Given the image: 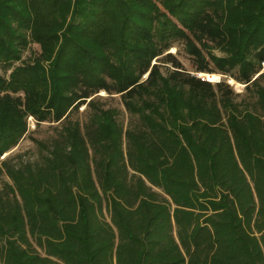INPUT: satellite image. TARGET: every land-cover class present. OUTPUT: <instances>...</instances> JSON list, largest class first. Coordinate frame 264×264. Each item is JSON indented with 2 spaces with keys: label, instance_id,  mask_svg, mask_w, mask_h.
Returning <instances> with one entry per match:
<instances>
[{
  "label": "trees",
  "instance_id": "1",
  "mask_svg": "<svg viewBox=\"0 0 264 264\" xmlns=\"http://www.w3.org/2000/svg\"><path fill=\"white\" fill-rule=\"evenodd\" d=\"M0 64V157L61 123L0 159V264H264V0H0Z\"/></svg>",
  "mask_w": 264,
  "mask_h": 264
},
{
  "label": "rangeland",
  "instance_id": "2",
  "mask_svg": "<svg viewBox=\"0 0 264 264\" xmlns=\"http://www.w3.org/2000/svg\"><path fill=\"white\" fill-rule=\"evenodd\" d=\"M38 51H39L38 44L32 42L26 48L23 49L22 59H26L30 55L36 54ZM212 51L215 54H221V51L217 48H213ZM167 52H171L178 60L182 62L184 68L190 71L191 73H194L198 76L208 79L206 75L198 71H194V66L191 60V56L189 55L188 52L185 51L184 44L181 39H174L172 41V44L164 53ZM163 54L158 55L157 57L159 58H153L151 60V64L154 62L160 63V70L163 73H166L170 68V65L161 63L160 61L157 60L160 59V57ZM15 63H18V61H16ZM0 73L5 75H7L8 73V70L7 71L4 70V66L2 64H0ZM214 73H217L219 77L216 79H210L212 83L225 80L227 83H229V85L234 89L235 92L240 94L239 97H237V100H240V98H242L244 93V83L238 82L228 74H222L219 72H214ZM146 76H147V72L142 75L141 79H145ZM95 98H97L99 100V103L105 107L117 108L118 113L116 115V118L119 123H121L124 127H126L131 116L130 113L125 108V106L123 105L122 101L120 100L118 93L110 95L105 90L101 89L95 94ZM88 99L89 98H87L86 102L88 101ZM86 102L82 103L77 109H73L70 113V118L76 119L80 121L81 124H83L89 116V108L86 105ZM60 125L61 123L57 121H42L37 123L33 116H28L26 132L19 138V140L13 147H11L0 157V159H3L4 157H11L13 162H17L20 160L22 161L37 160L40 157V154L42 152L41 150L43 148L40 144H38V141L48 144L49 141L57 135ZM3 178L7 179L6 176H4Z\"/></svg>",
  "mask_w": 264,
  "mask_h": 264
},
{
  "label": "bare ground",
  "instance_id": "3",
  "mask_svg": "<svg viewBox=\"0 0 264 264\" xmlns=\"http://www.w3.org/2000/svg\"><path fill=\"white\" fill-rule=\"evenodd\" d=\"M208 77V79H216L219 77L217 73H207V72H200Z\"/></svg>",
  "mask_w": 264,
  "mask_h": 264
},
{
  "label": "built area",
  "instance_id": "4",
  "mask_svg": "<svg viewBox=\"0 0 264 264\" xmlns=\"http://www.w3.org/2000/svg\"><path fill=\"white\" fill-rule=\"evenodd\" d=\"M29 116H31V115H29Z\"/></svg>",
  "mask_w": 264,
  "mask_h": 264
}]
</instances>
